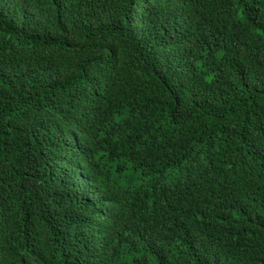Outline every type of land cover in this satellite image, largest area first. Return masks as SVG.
Returning a JSON list of instances; mask_svg holds the SVG:
<instances>
[{
  "label": "trees",
  "instance_id": "trees-1",
  "mask_svg": "<svg viewBox=\"0 0 264 264\" xmlns=\"http://www.w3.org/2000/svg\"><path fill=\"white\" fill-rule=\"evenodd\" d=\"M0 264H264V0H0Z\"/></svg>",
  "mask_w": 264,
  "mask_h": 264
}]
</instances>
